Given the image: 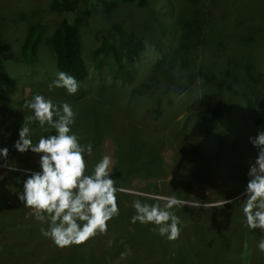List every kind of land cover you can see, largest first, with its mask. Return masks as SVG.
<instances>
[{
	"label": "rangeland",
	"instance_id": "obj_1",
	"mask_svg": "<svg viewBox=\"0 0 264 264\" xmlns=\"http://www.w3.org/2000/svg\"><path fill=\"white\" fill-rule=\"evenodd\" d=\"M90 9L75 16L88 70L77 94L69 95L48 89L58 70L46 41L62 14L45 0H0V55L9 75L0 98V149H8L7 161L0 156V205L19 209L1 221L0 264H264L257 248L262 233L247 227L241 208L249 161L258 151L249 137L264 130L245 116L246 99L264 102V0H146L118 3L111 12L91 0ZM31 22L43 32L38 60L25 65L19 47ZM111 24L140 44L125 81L111 77L106 65L92 66ZM35 94L72 106V132L81 144L94 142L85 154L88 167L110 155L117 187L186 202L172 209L181 221L179 239L159 236L152 224H133L134 200L161 202L123 192L106 234L66 248L42 236L33 210L18 199L25 170H40V154L14 147L24 116L32 115L25 102ZM215 98L217 126L202 136L203 109ZM31 129L33 143L55 135L35 122Z\"/></svg>",
	"mask_w": 264,
	"mask_h": 264
},
{
	"label": "clouds",
	"instance_id": "obj_2",
	"mask_svg": "<svg viewBox=\"0 0 264 264\" xmlns=\"http://www.w3.org/2000/svg\"><path fill=\"white\" fill-rule=\"evenodd\" d=\"M54 88H63L69 95H75L80 84L75 77L58 71L48 85L49 91ZM24 106L32 115L24 116L14 147L20 153L30 150L40 154V170H25L27 178L23 181L22 191L18 192V199L24 207L33 210L35 220L42 225V236L58 248H66L84 244L97 234H106L108 222L119 215L117 192H123L161 202L150 204L134 200L133 224H152L159 236L169 241L179 239L181 221L172 209L186 202L175 196H148L117 187L116 180L111 178L110 155H104L89 172L85 154H92V145L81 144L79 136L72 132L76 113L69 103L62 102L58 106L52 99L35 94ZM34 122L46 132L48 128L53 129L55 135H41L33 143L30 137ZM249 142L258 151L255 160L249 161L241 208L247 227L262 233L257 248L264 253V130L249 137ZM0 156L7 161L8 149H0ZM5 166L12 171L19 170L7 163ZM231 203L232 200H225V204Z\"/></svg>",
	"mask_w": 264,
	"mask_h": 264
},
{
	"label": "trees",
	"instance_id": "obj_3",
	"mask_svg": "<svg viewBox=\"0 0 264 264\" xmlns=\"http://www.w3.org/2000/svg\"><path fill=\"white\" fill-rule=\"evenodd\" d=\"M45 1L50 10L62 14V18L59 20L46 41L48 47L53 53L55 67L58 71H64L75 77L78 82H81L86 77L88 66L83 59L82 43L75 16L78 13L88 16L91 12V0ZM99 1L103 10L106 12L113 11L118 3L141 5L146 2V0ZM42 32L43 28L39 24L31 22L27 25L19 47V56L25 65L34 64L38 60L37 50ZM184 34L180 33V37H184ZM173 38L174 35H170L169 40ZM139 50V42L126 38L122 28L118 24H111L103 32L99 47L93 51L92 66L97 69L102 65H106L111 77L125 81L130 78L134 71L132 63L138 57ZM206 73L209 72L206 71ZM206 77H211V75L208 74ZM233 79L235 82V78ZM8 83L9 75L0 55V98L4 97L5 87ZM172 84L174 85V83ZM219 111V98H215L204 107L198 127L202 136H209L213 133V130L218 123ZM91 113L94 116V122L99 121L97 112L93 110ZM245 116L254 127L264 129V102L256 97L246 99ZM119 145L120 144H118V147ZM91 170L92 167H88V171L90 172ZM18 211V208L15 210L10 206L4 207L3 205H0V226L2 225L1 221L7 222V218H12ZM15 230L19 229L15 228Z\"/></svg>",
	"mask_w": 264,
	"mask_h": 264
}]
</instances>
